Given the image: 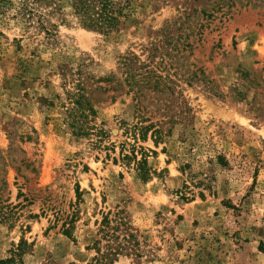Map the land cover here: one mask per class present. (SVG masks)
<instances>
[{
	"label": "rangeland",
	"instance_id": "1",
	"mask_svg": "<svg viewBox=\"0 0 264 264\" xmlns=\"http://www.w3.org/2000/svg\"><path fill=\"white\" fill-rule=\"evenodd\" d=\"M119 1L110 33L39 5L46 34L0 0V261L89 264L120 212L112 264H264V0Z\"/></svg>",
	"mask_w": 264,
	"mask_h": 264
},
{
	"label": "trees",
	"instance_id": "2",
	"mask_svg": "<svg viewBox=\"0 0 264 264\" xmlns=\"http://www.w3.org/2000/svg\"><path fill=\"white\" fill-rule=\"evenodd\" d=\"M57 0H21L20 9L23 15L33 19L36 17L38 28L46 34L48 31L43 26L41 16L37 15L36 10L39 5L49 7L55 5ZM126 3V0H124ZM73 13L79 18L81 25L90 30H97L101 33H110L116 30L121 24L120 18L124 17V4L119 0H66ZM123 67L127 71V77L132 79L130 73L129 61L124 60ZM131 84V83H129ZM132 86V85H131ZM75 92L69 93L68 101L70 107L66 109L69 126L73 128L76 135H83L84 131L82 119L88 115L94 114L89 100L83 95V83L79 81L74 85ZM142 162L138 163L142 167ZM180 198H184L181 195ZM110 213L102 216L96 233L97 239L93 242L95 256L89 264H112L121 256L134 255L139 257V252L135 237L128 233V226L120 212L109 218ZM19 250V245L17 247ZM10 262V259L8 260ZM7 261H0V264H6ZM12 263V262H11Z\"/></svg>",
	"mask_w": 264,
	"mask_h": 264
}]
</instances>
